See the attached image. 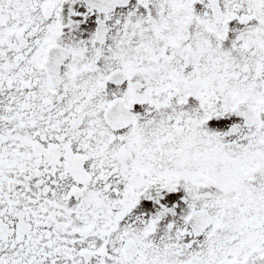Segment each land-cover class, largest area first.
Here are the masks:
<instances>
[{"label":"snow or ice","instance_id":"1","mask_svg":"<svg viewBox=\"0 0 264 264\" xmlns=\"http://www.w3.org/2000/svg\"><path fill=\"white\" fill-rule=\"evenodd\" d=\"M0 264H264V0H0Z\"/></svg>","mask_w":264,"mask_h":264}]
</instances>
